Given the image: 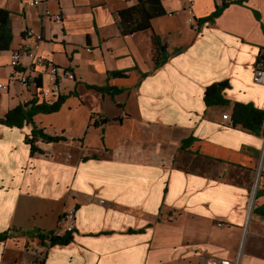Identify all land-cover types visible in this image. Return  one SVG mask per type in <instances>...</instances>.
Segmentation results:
<instances>
[{"label": "crops", "instance_id": "obj_1", "mask_svg": "<svg viewBox=\"0 0 264 264\" xmlns=\"http://www.w3.org/2000/svg\"><path fill=\"white\" fill-rule=\"evenodd\" d=\"M27 1L0 0L11 31L0 118L48 89L25 55L27 87L10 65L33 46L24 34L33 29L65 98L33 121L65 140L39 139L31 156L32 127L0 124V233L11 232L0 264H264V125L254 133L231 120L234 104L264 113V85L252 80L264 0H159L164 14L127 36L117 14L137 0ZM219 82L228 105L206 107L205 89ZM69 212L73 241L44 247L36 235H62Z\"/></svg>", "mask_w": 264, "mask_h": 264}, {"label": "trees", "instance_id": "obj_2", "mask_svg": "<svg viewBox=\"0 0 264 264\" xmlns=\"http://www.w3.org/2000/svg\"><path fill=\"white\" fill-rule=\"evenodd\" d=\"M163 14L164 10L159 0H137L136 5L126 8L117 14V24L122 35H132L150 29L151 21ZM10 41L11 31L9 28L8 12L0 10V52L8 49ZM157 55L158 53L156 52L153 56L156 66L159 65ZM112 75L116 76V74ZM227 87V82L214 83L208 86L203 96L206 107L228 105V102L222 96L223 90ZM106 92L111 93L110 88L106 89ZM64 99L63 96H58L55 101L50 102L40 98V96H36L29 104L17 106L8 111L3 118H0V124L16 128L30 125L32 127L31 133L25 138V142L30 147L31 156L39 154L41 150L35 146L37 140L40 139L47 143H57L65 139L45 134L42 129L35 125L33 117L37 114L57 112L63 104ZM231 120L235 126L241 125L254 133H259L264 125V113L254 109L251 105L234 104ZM188 142L186 140L183 144H187ZM10 237V231L0 233V244ZM36 237L44 247L66 246L73 241V232L65 231L62 235L52 232L46 234L38 233Z\"/></svg>", "mask_w": 264, "mask_h": 264}, {"label": "built area", "instance_id": "obj_3", "mask_svg": "<svg viewBox=\"0 0 264 264\" xmlns=\"http://www.w3.org/2000/svg\"><path fill=\"white\" fill-rule=\"evenodd\" d=\"M43 1L46 0H28L26 2V5L30 8H37L39 7ZM236 1H242V0H217V4L219 6H222L224 4L236 2ZM43 16L50 18L51 21L55 23H60L62 18L60 15H52L49 11H44ZM25 37L29 39L34 40L33 46L30 47H24L22 49L15 50L11 54V62L10 65L14 69L15 74H16V83L25 88L28 86V79L25 75H23L21 72H19V69L21 67V62L20 58L22 55H25L29 61V68L32 70H35V68H41L44 73L48 77V89L42 93H40V97L44 100H50V99H55L58 97L59 94V87L57 84V72L58 68L52 65H49L46 60L41 57L40 55L37 54V50L39 48V44L43 41L42 35L39 32L34 31L33 29H26L24 31ZM87 52H91L90 49H87ZM258 61L259 65L253 74V82L255 84H260L264 85V52H260L258 54ZM65 76L69 77L72 79V76L69 75L68 72L64 73ZM7 85L1 84L0 83V90H6ZM224 120H226L228 117L226 115L222 116ZM263 152H264V144H263ZM65 220L68 222V228L66 231L71 232L73 230V225H74V217H73V212H69L65 214ZM209 264H238V262H231L227 259H212L210 260Z\"/></svg>", "mask_w": 264, "mask_h": 264}, {"label": "rangeland", "instance_id": "obj_4", "mask_svg": "<svg viewBox=\"0 0 264 264\" xmlns=\"http://www.w3.org/2000/svg\"><path fill=\"white\" fill-rule=\"evenodd\" d=\"M55 100H56V98H55V99L53 98V99H50V100H48V101L53 102V101H55ZM65 216H66V215L64 214V218H65ZM71 232H73V230H72ZM41 259H42V256L39 257V260H41Z\"/></svg>", "mask_w": 264, "mask_h": 264}]
</instances>
